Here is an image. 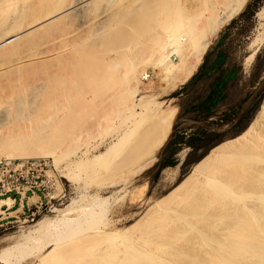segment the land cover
<instances>
[{"label":"rangeland","instance_id":"1","mask_svg":"<svg viewBox=\"0 0 264 264\" xmlns=\"http://www.w3.org/2000/svg\"><path fill=\"white\" fill-rule=\"evenodd\" d=\"M94 1H96V0H94ZM103 1H105L106 4ZM103 1L99 0L98 2H94V4L97 3V4H95V6L96 5L97 6L96 7L94 6V11L96 9L97 12H100V14H97L96 11L94 13V16L97 17L98 20L96 18H94V21L97 20L96 22H94V29L91 30V32L89 34L82 32L81 33L82 37H79L76 34V31L78 30V27H79L76 19L75 18H69V19H66L64 21L58 22V23L52 25L51 27L49 26L50 28H48L46 30L43 29L44 32H43V30H40L38 33L32 34L27 38L24 37L25 39H19V41L17 40L18 36L15 34L9 36L8 39L3 38L4 42L0 40V48L2 47V49H0V54H1L0 58L1 59L8 60L9 58H11V55L15 56V53L25 51L29 47H30L29 49H31V47H32L33 50L39 54H41L43 52V54L41 56H39L36 60H26L23 62L22 65L13 66L11 68H4V69L0 70V98L4 97L3 101L6 100L7 103L10 102L9 104L12 105V109H10L11 111L9 110L10 114H7V116H5L4 118L2 116L0 117V146L2 144L5 146V144L3 142H7V139L9 140L8 135L9 136L12 135V136H10V138H12L11 140H15V141L18 138H19L18 141H20L21 140L20 138H22L21 135L25 136V135H27V134L29 135L31 133H33L34 137L36 138L37 134L34 132L41 128L42 130L40 129V130L36 131L38 133L40 131H42V133L40 132V135L42 134L41 136L47 135L46 138L48 136H49L48 138H51L52 135H48V134L53 133V136H55V137L53 138V136H52V138H51L52 141L57 139V140H55V142L48 140V143L50 141L52 144L53 143H54V145L56 144L55 146L60 144L59 147L61 149L65 148V150L64 149L59 150V148H57V150H56V152L59 151L57 153L59 155L56 154L59 157V164L58 165H56L54 163V158H52V157H49V156H43V157L42 156H37V157L35 156L34 157V156H32L33 158H49V159H51V161L53 163V168H54L53 173L56 176V180H57V190L54 192V194H55V196L64 195L63 199L58 200V201L55 200L54 201L55 205L52 208H47V209H44L43 211H40V212L34 211L35 215H33L32 217H24L19 221V223L11 225V226L7 227L6 229L0 230V252H2L8 246V244L5 243L6 239L19 234L21 231L25 230L27 227L34 225L35 222L40 220V219H43L45 217L55 216V213L53 212L54 209H63V208H66L67 206H71V205L74 206L75 203H76L75 206L77 205L76 208L85 207V206H87L89 208L94 207V199H95L94 195H95V193L98 194V192H99V194L102 195L101 196L102 199L106 202H109L106 206L109 210L107 212L106 217L102 221H100V223H97V222L94 223L93 222V228L92 229H91L92 225L91 226L89 225L90 226L89 232H91V231L94 232V230L98 229V228L99 229H105V228L109 227V228L117 229L121 233L124 232V235L127 234V235H125V239H127L131 243L132 238H133V240H134V238H135V240H137L136 237L139 238L140 236L142 238V235H139V234H142V231H143L144 240L142 239L143 241L141 240V242H139L138 240L137 241H138V243H140L139 244L140 246H141V244H143V242L145 243L144 246L145 245H147V246L144 247L142 245L141 247L140 246L139 247L141 249L144 247L143 250H145L146 253H149V255L152 254L153 257H155L157 255V257H155V258L157 260L160 258L162 261V262H159V264L160 263L165 264L166 262H168V264H193L192 261L194 262V264H196L195 263L196 261H197V263L201 262L200 264H203V263L207 264L208 263L207 259L210 256V255H208L209 252L211 254H213L212 250L214 251V249L211 247L212 245H210V247H209L210 249L206 246V245L209 246V244H206L207 238L214 233L215 234L210 236V237H213V236L217 237L219 235H220V237H222V236H224V234L227 233V231L224 230V226H226L225 225L226 221L224 222V224H223V222H221V226L223 225L222 226L223 229H222V227L219 226L220 225V222L218 220V219H220L219 217H221V214H222L221 218L224 220V216H223L224 214L226 215V214L232 212V209L235 210L236 208H241L242 206L245 205V203L243 202V204H241L242 203L241 201L238 202L239 200L237 201L236 199H240V198H237V196L236 197L233 196V198H235L234 200L236 201L235 204L233 202H231L230 199L233 200V198L231 196H230L231 197L230 199H229V197L227 198V200L229 201V204L227 203L228 205H225V202H220V203H224V204H220V205H218L219 204L218 202H215L213 204V206H215V204L217 203L215 207H213V208L208 207V209H207V212H209V214L212 213L211 217L208 214V217H209L208 218L207 216H205L207 214V212H205L206 213L205 215L203 214L204 213L203 211H205V210H203L204 207L202 208V211H201V208H198V209L195 208V207H199V206L201 207L203 205L205 206L207 204L206 202L205 203H202V202L199 203L200 200L198 198L206 195V193H208V194L210 193L209 190H205L208 185L207 186L204 185V187L206 186V188L204 189V187H203L202 188L203 191H201L199 193L198 192L196 193L195 190L191 191L192 189L195 188L194 187L195 182L189 183L188 186L186 185L187 187H183L181 189L180 188L178 189V184L192 172L193 167L197 164L196 163V164L191 165V166L185 165L186 158H187L189 152L191 151V149L187 146L181 147L178 154L175 157V165L163 169L161 171L160 176L158 177V172L160 169V161H161L162 155L164 154V150L167 147V145L171 139V135L174 132L175 125H177V129H176L175 134H180L184 128H190V132H195L198 129H210V130L222 133L226 137L225 141H228L230 139L237 137V136H233V134H235V132L239 129V127L242 126L241 124H243V125L247 124V128L250 126V124L252 123L253 119L255 118L257 112L259 111V109H260V107L264 101V27L260 26L259 21H258V17L256 14L254 19H252V20H249V21L241 20V21H239L238 24L234 27V29H232L229 32V35L226 38V46L230 47L232 56L235 59L242 62L243 68H244V73H243V76H242L240 82L238 83V85L235 86L231 90L229 100L227 102L223 103L222 105H220L216 109V116L215 117H213L209 121H205V120H202L201 117L195 118V116L189 112H185L184 114H182L180 116L182 103L185 102L187 104L192 98H194L195 100H199L200 98L207 96V93H205L206 92L205 88L200 87V86L198 87L197 84L192 85L190 88H188L185 91H181L178 96H175L174 94L177 91H180L185 84L180 85L176 90H174L170 94L161 97L160 100L171 101L173 105H176L178 107V114H177L173 129L171 131V134L169 136V139L167 140L165 146L161 150V153L158 157V160L153 164V166L150 169L134 176L129 182H127L125 184H121V183H116V182L120 181L121 178H123L122 175H125L124 173H125L126 169H125V166H123L125 164L122 163L123 165H121V162L119 163L120 165L116 164V162L101 164L102 162H99V163L94 165V156L97 154H100L101 152H103L105 150H107V148L113 142V139L117 138L119 133H121L123 128L128 123L127 113L124 111V108L121 107L123 105L122 104L123 100L120 99L121 94L120 95L117 94L116 98L114 97V98H112V100L109 99L108 97L113 94L112 92H114V91L121 92V90H124V88L126 87V85H125L126 81H125V83H123L124 82L123 79L126 77V73H124L125 72L124 69L126 68V72L128 71L127 67L130 68V66H131L130 63L134 62V61H132V60H134V58H132V57H134V55H137L135 60L136 59L140 60V61L142 60L141 62H144V64L147 65L145 67V70H146L147 74L149 75L148 78L143 80L142 85L140 86L139 93H138L139 96L143 97V96H148V95L155 94V93L159 92V90L164 86V82L162 81L161 70L159 69V67H156L157 65H155V63L158 62L157 56L148 57V55L150 54V51H149V53H147L148 52L147 47L158 46L157 44H155V42L150 43V41L152 40L151 37L155 38L156 33H158V32H159L158 34L160 35L161 29H162V33H163V31L169 30V29H167L166 25H168V28H171L173 26V23L175 24L176 21L179 22L180 27L182 26L181 24H184L181 27L182 29L177 27L178 22L175 24V25H177L175 27H177L178 29H181V30H187L188 27L190 29V26L193 24L194 21H195V23H194L195 26L197 24L196 22H199L198 24H201L200 22L203 20V18L205 19L204 15L207 13V11L209 12V10H210L209 7L212 8V10L214 9L213 3H215L216 0H213V1L210 0L212 3H210L209 0H206L207 2L205 0H180L184 5L183 7L180 6L182 9H180V8L177 9V7H178L177 4H175V5L172 4V6H171L170 4L174 3L173 0H170V1L161 0L163 2V4L161 3L160 0H146V1L139 0V1H142L141 2L142 4L140 2H138V0H134L133 3H132V0H103ZM125 1H127V2H125ZM158 1H160V3L163 6H165V8H169L170 6H171V8H173L174 6L175 7L172 10L168 9V11H167V9H165V11H164L165 13H164V12H162V10H164V7L162 5H161L162 7H160V4ZM165 1H166V3H168V5H170L169 7H167L166 4H164ZM251 1L252 0H249L247 5ZM128 2L131 4H129ZM175 2H176V0H175ZM204 2H206V3H204ZM102 3H103V5H102L103 7L101 6ZM135 3H137L138 5ZM150 4L153 6H151ZM211 4H212V6H211ZM23 5L21 2V5H20V7L22 6L21 10L18 7L19 8L18 11L21 12L23 9L22 14L26 18V19L24 18L25 22H26L27 20H29L30 18L33 17V16L31 17L32 10L38 6V3H37V0H33V1L30 0L28 3H26L25 6H23ZM122 5L125 6L126 8H130V6L132 5L133 8L131 7V9H129L130 11L128 12V11H125L128 9H125V7H123ZM128 5H130V6H128ZM157 5H159V6H157ZM106 6H107V8H106ZM206 6H208V7H206ZM246 6H245V8H246ZM263 6H264V1L260 4L258 11ZM27 7H28V9H27ZM111 7L113 10L111 9ZM146 7H148V9ZM1 8L3 9V6L0 5V11L2 12ZM101 8H102V10H101ZM104 8H106V10H108V11H104ZM157 8H159L160 10L162 8L163 9L161 11H159V9H157ZM245 8H244V10H245ZM24 9H25V11H24ZM99 9L101 11H99ZM120 9H121V11H123L122 13L120 12ZM179 9L181 11L183 10V12H185L186 14L188 13L186 15V17H188V15H190V14L193 16V19H192V17L190 19L188 18L189 20L186 18L188 21L194 20L193 22L190 21V25H189L188 21H187V23L185 22L186 24L182 21V19L184 17L182 19H180L179 15H177L178 18L181 20V22L179 21L177 16H176V18L174 17L173 14L176 15V12L179 11ZM212 10H210V12H215V10L217 11V8L215 7V10H213V11ZM18 11L17 12H16V10L9 11V13L3 12L4 13V15H3L4 19H5V14L7 13L6 14L7 19L5 20V23H4V19L1 20L2 18H0V21H2L4 23V25L0 28L1 29L0 33L2 32L1 34H3V32L5 31L4 28H6L7 25L10 24V22H13L12 20L17 15L19 16L21 14V13L18 14ZM102 11H103V13H102ZM142 11H143L144 15H143ZM200 11H201V13H198ZM106 12H108V14ZM3 13L0 14L1 17H2ZM117 13H118V15H117ZM102 14L105 15V17H106L105 19H104V16H102L103 18L98 16V15H102ZM114 14H116V15L114 16ZM169 14H170V18H171V16H173L175 19H178V20H175V22L171 21L172 18H171V20H169V18L166 16V15L169 16ZM180 14H184V13H180ZM200 14H201V16H200ZM239 15H237L235 18H237ZM156 16L158 19L156 20V24H153V23H155ZM99 17L101 18V20ZM149 18L151 19V21ZM152 18H154V19H152ZM102 20H104V21H102ZM20 21L23 22L24 20H20ZM98 21H100V22H98ZM187 24H188V27H187ZM202 24H203V21H202ZM185 25H186V27H184ZM193 25H192V27L195 28V26H193ZM228 25H226L220 31V33L216 36L217 38L216 37L214 38L212 44H214L220 38V36L225 33V30H226ZM158 26L161 27V29ZM164 26H165V28H164ZM152 27H154V28L152 29ZM183 28H185V29H183ZM174 29L176 30V28H174ZM150 30H151V34L153 33L152 31H154L155 34L151 35L149 32ZM80 31H81V29H80ZM5 33H6V31H5ZM136 33L139 37L136 36ZM158 34H157V36H159ZM140 37H142V38L140 39ZM76 39L78 41H76ZM68 40H71L70 43H73V44L76 43L74 46H94L93 52H91V49L88 51L85 48L88 52V54L86 55V58L87 57L88 58L86 61H82L83 64H87L88 62H90L94 58V100L92 99L93 102L91 101L92 102L91 104H90V101H87V102H89V104L87 102H84V99L82 97V95L84 93L83 92L81 94L80 98H78L79 97V95H78V97H77L78 100L76 99L74 101V104H72V103L69 104V102L67 103L66 101H64L65 103L63 105L59 101L60 102L59 105L61 107L65 108V110L67 111V114H70V116H68L67 114L64 115L65 117L62 119V121H60V123L58 122L56 124L57 121H55L54 123L52 121H50L51 120V118H50L51 113L50 112L53 110L52 109L53 103L50 102L51 103V105H50L48 103V101H46V100H48V98H47L48 96L46 94L47 91L44 92L43 89L39 90V89L33 87V85L35 84V83L33 84V82H34V78L36 80V78L38 79L39 77L40 78L46 77L45 73H47L46 72L47 69L44 70L45 69L46 56L44 55V52L46 51L47 46H64L63 44L66 43ZM143 40H144V43H141V42H143ZM11 42H12V44H11ZM8 43H10V44H8ZM5 44H6V47H5ZM3 45H4V48H3ZM12 46H13V48H12ZM41 46H43V48H41ZM134 46H137L138 48L134 47ZM135 48H137V49H135ZM146 48H147V50H146ZM129 49H134V51H136V52L138 51L139 53H140V51H144V52H143V54H142V52H141V54H139V53H136L133 51L135 53V54H133L132 50H129ZM138 49H140V51ZM13 50L15 53L13 52ZM125 50H126V52H125ZM169 51H170L169 54L173 53V52H171V50H169ZM124 52L127 53V57H126V54L124 55ZM128 52H129V55H128ZM5 54H6V56H5ZM138 54L143 55V56L145 55L148 58H146L145 56H144V58H143V56L142 57L140 56L141 57V59H140ZM253 54H255V55L251 59V56ZM93 55H94V57H93ZM8 56H10V57H8ZM257 56L259 57V61L257 62V66H256L255 70L252 71V67L255 63ZM125 57L128 59H132V60L131 61L127 60ZM6 58H8V59H6ZM13 58H15V57H13ZM156 58H157V60H156ZM169 58L171 60L173 59L172 61L175 63L178 62V59H177V57H175L174 54H171V56H169ZM1 59H0V61H4ZM137 60L135 62L141 63L140 61H137ZM135 62H134V64H135ZM126 63H128L130 66ZM141 66L142 67L144 66L143 63H141ZM123 73H124L125 77H123ZM17 75H19L20 77L22 75L20 80L24 81L23 82L24 84L22 83L21 85H25V87L28 85L29 87L27 86L28 88L24 89V90H27L28 93L24 91V92H22V94H24V95L19 94L18 96H16V97L20 96L19 98L21 99V97H22V99L19 100V98H17V102H15V101H11L12 99L7 100L6 95L8 94L9 91L2 90V86L4 84H6V82L8 81L9 78L19 77ZM26 78H28L29 80L28 79L26 80ZM125 80H126V78H125ZM26 83H27V85H26ZM4 87H5V85H4ZM33 88H35V89H33ZM29 90L30 91L32 90L31 93ZM3 91L7 92V93H3ZM39 91H41V92H39ZM26 93L28 94V96H25ZM110 93H112V94H110ZM114 93H116V92H114ZM38 94L40 96H38ZM89 94L91 96L92 93H89ZM45 98H47V99H45ZM106 100H108V102ZM18 101H20V102H18ZM0 102H2V101H0ZM12 102L14 103V105ZM15 103H18V104L15 105ZM20 103L22 105H20ZM48 107H50L49 110H48ZM10 108H11V106H10ZM81 108H82V110H81ZM93 108H94V110H93ZM78 111H80V112H78ZM48 112L50 113V115ZM78 113H80L82 116L84 114L85 115H84V117H81V119H80V114H78ZM92 113H93V116H92ZM86 114L89 117L94 119V127L91 126V127L87 128L86 120L89 117L87 116L88 118H86ZM8 115H9V117H8ZM48 116H49V118H48ZM75 118H77V119H75ZM226 120H229V121L232 120V122L228 123V124H224V121H226ZM79 121H81V123H79ZM82 123H84V124H82ZM71 132L73 135L71 134ZM33 134H31L32 138H34ZM28 135H27L26 139L29 138ZM60 137H62V138H60ZM3 138L6 141L3 140ZM13 138H16V139H13ZM23 138H25V137H23ZM42 138L44 139V137H42ZM46 138H45V140H46ZM71 139H73V140H71ZM45 140H43V141H45ZM37 141L39 142L40 140L39 139L36 140V143H37ZM65 145L67 148L65 147ZM30 146H33V147L30 148ZM34 146H35V144L33 145L32 143H30L28 145V147L32 150H35ZM174 146H173V148H174ZM8 148H3V146L0 147V151H1L0 157L1 158H3V157L7 158L9 154H12V156L16 155V157L15 156L14 157L18 158V159H19V155L22 156L21 154H19L20 151L19 152L16 150L14 151V147H11L9 149ZM30 149H29V151H30ZM65 151H66V153H65ZM24 152H28V151L25 150ZM31 152L35 153L34 151H31ZM181 152H185V157L183 159H181V157H180ZM16 153H18L19 155ZM119 153H121V149H116L113 152V154L115 156H117ZM169 153H170V151H167L166 154H169ZM9 156H11V155H9ZM28 158H30V157H28ZM20 159H22V158L20 157ZM81 162H82V164H81ZM79 164H81V165H79ZM83 168L85 169V172H84ZM71 169H73V170H71ZM66 173L69 175L68 178L64 177V175ZM198 176H196V177H198ZM248 176L250 177V175H248ZM248 176L246 178H249ZM244 177H242V178L240 177V179L238 178L239 180L238 179L233 180L232 183H234V185H232V187L236 186L235 181H237V182L239 181L238 182L239 184L242 181L243 182L245 181V183L247 184V182L245 180L246 178H244ZM242 179H244V180H242ZM196 180H197V178H196ZM240 180H241V182H240ZM101 182L104 183L106 186L111 184V183L112 184L114 183V185L109 186L107 188L100 189L98 185ZM243 182L240 184V187L242 186L247 191L253 189L252 186L248 187V189H247L246 185ZM239 184L236 186V188L234 187V189L231 187L233 192H235L234 190H236L238 193L242 192L243 188H239ZM242 184H244V186ZM210 186H212V185H210ZM240 189H241V191H238ZM245 189H244V191H245ZM210 190H212L211 187H210ZM189 191H191L192 193H195V196H194V194H192L193 200H192V198H190V200L193 203H191L190 200H188L187 203L183 202L184 204L181 202H177V203L174 202V200L179 199V197L183 196V194H185ZM214 191H211V192L214 193L213 195L215 196V198H217V199H218V197L220 198V196L215 195L216 193ZM233 192H232V195H233ZM194 198H195L196 202L194 201ZM197 200H199V201L197 202ZM251 200L249 199V201H248V199H247L246 205L251 206V205L255 204L256 205L255 208L261 214L263 213V215H264V212H263L264 211V206H263L264 202H261L259 200L260 202H258L259 203L258 204L255 200H253L254 203L250 202ZM230 202H231V206H230ZM261 203H263V205H261ZM156 204H157V206H156ZM177 204H178V206L176 207ZM179 204H182V207H179V206H181ZM199 204H201V205H199ZM232 204H233V206H232ZM197 205H199V206H197ZM223 205H225V206H223ZM255 205H253V206H255ZM192 206H195V207H192ZM227 206H230L231 208L228 209ZM234 206H237V207H234ZM168 207H169V209H168ZM225 207H227V208L225 209ZM160 208H162L163 210L165 209V211L167 209H168V211L170 209H172V211H170L171 213H168V211H167L168 215L166 214L164 216V218L170 217L171 219L170 218L169 219L163 218V220H165L166 222L169 221L171 223L168 222V224H167V223H165V221L161 220L162 222L158 221L159 224L156 222L154 224V226L153 225L150 226L149 223H150V220H152L151 216H153L154 210H155L154 215H156L158 212L163 211ZM173 208L175 210V213L173 211ZM210 208H211V210H210ZM196 209H197V212H196ZM212 209H214V210H212ZM158 210H160V211H158ZM198 211L199 212L201 211V212L199 213ZM210 211H213L215 215H213V212H210ZM216 211H217V214H216ZM220 212H221V214H220ZM235 212L236 211H234V213ZM199 215L203 216L204 218L202 219V217H200ZM230 215L233 216L234 214H230ZM230 215H227L229 217V219H230ZM215 216L216 217L218 216L217 219L214 218ZM184 217H185V219H184ZM199 217L203 221L205 219L204 224H202L203 221L201 223V220H199ZM206 217H207V219H206ZM252 217H254L256 219L255 220L254 218H252L254 221L253 222L251 220L252 224L255 223V225H256L257 223H259V221H262L261 224L264 225V223H263L264 219L259 220L261 218L257 217V218H259L257 221V218L255 217V215H253ZM148 218H150V220H148ZM177 218H178V220H177ZM210 218H211V220H210ZM213 218L215 220H213ZM229 219L225 218V220H229ZM196 220L198 222V226H200V224H201L199 229H198V226L196 228L193 225V224L197 225ZM147 221H148V223H147ZM190 221H191V223H190ZM206 221H207V223H206ZM227 223L230 224V221H227ZM172 224H173V226H172ZM186 224H188V225H186ZM189 224H191L192 226L191 225L189 226ZM208 224H209V226H208ZM214 224H215V226H214ZM259 225L260 224H258L256 226H259ZM148 226L151 229L153 228L154 231H153V229L152 230L149 229ZM186 226L187 227L189 226L188 228H191V230H189ZM211 226L212 227L214 226V228H212ZM253 226H254V224H253ZM260 226L257 228H260ZM183 227H185V228L183 229ZM192 227H193V229H192ZM209 227L211 230L209 229ZM158 228H159V230H158ZM195 228L198 231H196ZM202 228H203V230L201 232L200 229H202ZM215 229H216V231H215ZM172 230H173V232H172ZM185 230H187V232ZM220 230H222V231H220ZM199 231H200V233H199ZM260 231L262 232V228H260ZM179 232H182V233H179ZM218 232H219V234H217ZM262 233H263L262 235L264 236V231ZM154 234H156V236L158 234V236L156 237ZM180 234H182V235H180ZM199 234H201L202 237ZM138 235H139V237H138ZM178 235H180L181 237ZM164 236H165V238H164ZM174 237H176L175 239H178L180 237L179 240H177L178 244L176 243V240L174 239ZM146 238L148 241L149 240H151V241L145 242ZM181 238H184V240H181ZM202 238L203 239L205 238L204 240L206 242L203 241ZM157 240H158V242H157ZM189 240H190V242H189ZM200 240H202V241L200 242ZM101 242H102V240H101ZM162 242H163V245H161ZM196 243H198V244L196 245ZM199 243H201V244L204 243L202 245L203 247H201V245ZM132 244H134V241ZM97 245L100 247L99 248L96 246L97 248H99V250L102 249L103 244L101 245V243L100 244L98 243ZM108 245H110V243H106V246H108ZM152 245H153V247H152ZM199 246H200V248H199ZM94 247H95V245H94ZM155 247H157V248H155ZM159 247L162 249H160ZM97 248L94 250H98ZM153 248L155 249V253H154ZM149 250H150V252H147ZM162 251H164V252L162 253ZM193 251H194V253H193ZM94 252H96V251H94ZM205 252H207L206 253L207 256H206ZM184 255H186V256H184ZM177 257H178V259H177ZM160 259H159V261H160ZM180 259H181V261H179ZM174 262H177V263H174ZM0 264H2V263L0 262ZM156 264H157V262H156Z\"/></svg>","mask_w":264,"mask_h":264},{"label":"bare ground","instance_id":"2","mask_svg":"<svg viewBox=\"0 0 264 264\" xmlns=\"http://www.w3.org/2000/svg\"><path fill=\"white\" fill-rule=\"evenodd\" d=\"M29 1L30 0H0V5L3 6V9L1 8L2 12L0 11V14L3 12L9 13V11H14V10H16V12H17L19 10V8L21 10V7H22V6L20 7L21 2H22V5L25 3L23 5V6H25L26 3H28ZM31 1H33V0H31ZM98 1L97 0L96 1H94V0H37L38 6L32 10L31 17L32 16L33 17L30 18L29 20H27L28 22L26 21L27 22L26 23L25 22L26 18L22 14L23 9L21 12L18 11V14L19 13H21V14L19 16L17 15L18 17L16 16L17 18L15 17L14 18L15 20L13 19L12 20L13 22H10V24H8L6 28H4L6 33L4 30H3L4 31L3 34H1L2 32L0 33L1 34L0 40L3 41V38L8 39L9 36L15 34L18 36L17 40L19 41V39H25L32 34L38 33L40 30H43V29L46 30V29L50 28L52 25H54L58 22L64 21L66 19H69V18H75L76 19L78 26H79L78 30L76 29L77 30L76 34L79 37H82V35H81L82 32L89 34L91 32V30L94 29V22H96L98 20L97 17L94 16V13L96 11V9L94 11V6H95V4H97V3L94 4V2H98ZM101 1H103V0H101ZM133 1L134 0H132V3H133ZM142 1L138 0V2H140V3ZM144 1H146V0H144ZM160 1H158V2L160 4V7H162L163 2L161 1V3H162L161 4ZM166 1H170V0H166ZM166 1L164 2V4H166L167 7H169L170 5L172 6V4H174V5L177 4V6H178L177 9L178 8L182 9L181 7L184 6L180 0H176V2H175V0H173L174 3H171V4L169 3L170 5H168V3H166ZM103 2L105 3V1H103ZM125 2H127V1H125ZM206 2H204V3H206ZM248 2H249V0H218V1L216 0L215 3H213V8H214L213 10H215V7H216L217 11L215 10V12H210V10H212V8L209 7L210 13L207 11V13L204 15L205 19L203 18V20H202L203 24H202V21L200 22L201 24H198L199 22H196L197 24L195 26V24H194L195 21L193 20L194 21L193 22L192 20H190L193 22L194 25L193 24L192 25L195 26L196 29L193 28L192 25L190 26V29H189L188 24H187V27H188L187 30H181L182 29L181 27L184 24L180 23L182 25L180 27L179 22L178 21L175 22V20H178L179 18L182 19L183 17H184L183 18L184 20L182 19V21L184 23L185 22L187 23V21L191 17L193 19V16L191 14L188 15V17H186V15L188 13L186 14L185 12H183V10L181 11L179 9L180 12L175 11L176 15L173 14L175 18L177 15H179V18L177 16L178 19H175L173 16H171V18H172V20H171L170 14H169V16L166 15L169 18V20L175 22V24L178 22V26L173 23V26L171 28H168V25H166L167 29H169V30L163 31V33H162L161 27L158 26L161 29L160 30L161 34L159 35L158 34L159 32L156 33V36L154 35L155 38L151 37L152 40L150 41V43L155 42V44H157L158 46H150V47L146 46L148 48V50L146 48V50L148 51L147 53H149V51H150V54L148 55V57L157 56L158 62L156 61L157 63H155V65H157L156 67H159V69L161 70V77H162V81L164 82V86L159 90V92H157L155 94H151V95L143 96V97L139 96L138 93H139V89H140V86L142 85L143 80L149 77V75L147 74V72L145 70V67L147 65L144 64V62H141L142 60L140 61V60L136 59L137 61H140L141 63H143V65H144L143 67L141 66V63L135 62L136 61L135 58L137 57V55H134V57H132V58H134V60L126 58L127 53H125L126 52V50H125V52H124V55L126 54L125 58L127 60L134 61L135 64H134V62H131L130 63L131 66H130L128 63H126L130 66V68L127 67L128 68L127 72H126V68L124 69V71H125L124 73H126V77L123 73V77L126 78V80H125V78L123 79V81H124L123 83H125V81H126V83H125L126 87L124 88V90H121V92L114 91L116 93L112 92L113 94L110 93L112 95L109 94L110 96L108 95L109 97L108 96L107 97L112 100V98H114V97L116 98L117 94H119V95L121 94L120 99L123 100V103H122L123 105L121 107H123L124 111L127 113L128 123L123 128L121 133H119L117 138L113 139V142L110 144V146L107 148V150H105V151L101 152L100 154H97L94 156V165L99 163V162H102L101 164L114 163V162H116V164H118V165H120L119 164L120 162H121V165L125 164V165H123V166H125V169H126V171L124 173L125 175H122L123 178H121L120 181L116 182V183H121V184H125V183L129 182L134 176L150 169L153 166V164L158 160V157L161 153V150L163 149L167 140L169 139V136L171 134V131L173 129V126H174V123H175V120H176V117L178 114V107L176 105H173L171 101L160 100L161 97L170 94L171 92L176 90L180 85L186 84L194 76V74H196V72L199 69L200 65L202 64L204 56H205L206 52L208 51L210 45L212 44L214 38L220 33V31L226 25H228L237 15H239L244 10V8ZM137 3H135V4H137ZM210 3H212V2L210 1ZM129 4H131V3H129ZM102 5H103V3L101 4V6ZM128 6H130V5H128ZM151 6H153V5H151ZM157 6H159V5H157ZM171 6L169 8H165V6H163L164 10H162L163 9L162 8L161 9L162 12H164L165 9H167V11H168V9H171V10L174 9L175 6L173 8H171ZM211 6H212V4H211ZM123 7H125V6H123ZM131 7L133 8L132 5L130 6V8L125 7V9H128L125 11L129 12L130 11L129 9H131ZM206 7H208V6H206ZM106 8H107V6H106ZM106 8H104V11H108V10H106ZM146 8L148 9V7H146ZM27 9H28V7H27ZM111 9H112V7H111ZM157 9H159V8H157ZM101 10H102V8H101ZM101 10L99 9V11H101ZM161 10L159 9V11H161ZM24 11H25V9H24ZM120 12L122 13L123 11H121V9H120ZM102 13H103V11H102ZM106 13L108 14V12H106ZM142 13H143V11H142ZM180 13H184V14H180ZM198 13H201V11ZM6 14H5V19L3 16L4 13L2 14V17L0 15V18H2L1 20L4 19V23H5V20L7 19ZM97 14H100V12H97ZM115 15L116 14H114V16ZM117 15H118V13H117ZM143 15H144V13H143ZM98 16H100L101 18H103L102 16H104V19L106 18L105 15H103V14L98 15ZM157 16L155 19V23H153V24H156V20L158 19ZM200 16H201V14H200ZM257 17H258V21H259L260 26L264 27V6L262 8H260V10L257 12ZM94 18H96L97 20L94 21ZM101 18H100V20H101ZM186 18L187 19L189 18V19L187 20ZM152 19H154V18H152ZM180 19H179V21L181 22ZM20 20H24V21L22 22ZM102 21H104V20H102ZM150 21H151V19H150ZM190 21H188L189 25H190ZM98 22H100V21H98ZM4 23L2 21H0V28L4 25ZM175 26H177L181 29H178ZM184 27H186V25ZM153 28L154 27H152V29ZM164 28H165V26H164ZM172 28L173 29L176 28V30L175 29L173 30ZM80 29H81V31H80ZM183 29H185V28H183ZM151 30L149 31L150 34H151ZM43 32H44V30H43ZM152 32H153L152 34H155L154 31H152ZM157 34L159 36H157ZM136 36H138L137 33H136ZM141 38L142 37H140V39ZM70 41L71 40H68L66 43H64L63 44L64 46H47L46 51L44 52V55L46 56L45 69H44V70L47 69V71H46L47 73H45L46 77L45 78L39 77L38 79L36 78V80L34 78V82H33V84L35 83L33 85V87H35L39 90L43 89L44 92L47 91L46 94L48 96L47 97L48 100H46V101H48V103L50 105H51L50 102H52L54 105V106L52 105L53 110L51 109L52 110L50 112L51 115L48 112L50 115V118H51V120L50 119L49 120L52 121L53 123L55 121H57L56 124L58 122L60 123V121H62V119L65 117L64 115L67 114V111L65 110V108H63L59 105L60 102L63 105L65 103L64 101H66L67 103L69 102V104L70 103L74 104V101L76 99L78 100V98H80V96L83 92L84 93H83L82 97L84 99V102L90 101V104H91L93 102L92 99L94 100V58L90 62H88L87 64H83V62H82V61H86L88 58V57L86 58V55L88 54L87 50L89 51L91 49V52H93L94 46H74L76 43L73 44V43H70ZM76 41H78V40L76 39ZM141 43H144V40ZM8 44H10V43H8ZM11 44H12V42H11ZM5 47H6V44H5ZM134 47H137V46H134ZM3 48H4V45H3ZM12 48H13V46H12ZM29 48L26 50L24 49L25 51H21L22 53L21 52L15 53L13 50V52L15 53V56L11 55V58H9V59L6 58L8 60L0 58L1 60H4V61H0V70H2L4 68H11L13 66L22 65L23 62L26 60H36L39 56H41L43 54V52L41 54L35 52L32 47H31V49H29ZM41 48H43V46H41ZM137 48H135V49H137ZM0 49H2V47ZM168 49L171 50V52H173L171 54H174L175 57H177V59H178L177 63L173 62L172 61L173 59L171 60L169 58V56H171V54H169L170 51ZM129 50H132V52L134 51V49H129ZM138 50L140 51V49H138ZM134 52H136V51H134ZM134 52H133V54H135ZM141 52L143 54L144 51H140V53L137 51L136 53L141 54ZM128 55H129V52H128ZM254 55L255 54H253L251 56V59L254 57ZM5 56H6V54H5ZM140 56L142 57L143 55H139V57ZM144 56H143V58H144ZM8 57H10V56H8ZM13 57H15V58H13ZM93 57H94V55H93ZM141 57H140V59H141ZM145 57L148 58L147 56H145ZM157 58H156V60H157ZM17 76H19V75H17ZM21 77H22V75H21ZM21 77L19 76L16 78H13V77L9 78L8 81L6 82V84H4L5 87H4V85L2 86V90L9 91L8 94L6 95L7 100L12 99L11 101L17 102V98H19L20 96L19 97H16V96H18L19 94H22V92H24V91L28 93V91L24 90V89H27L29 86L27 85V83H26V85L28 87L27 86L25 87V85H21L24 82V81L20 80ZM28 78H26V80ZM35 88H33V89H35ZM4 91H3V93H7ZM31 91H30V93H31ZM39 92H41V91H39ZM89 93H92L91 96ZM26 94H25V96H28V94L27 95ZM22 95H24V94H22ZM78 95H79V97H78ZM38 96H40V95L38 94ZM3 98L2 97L0 98V101H2V102H0V117L2 116L4 118L5 116H7V114H10V111H11L10 109H12V105L9 104L10 102L7 103L6 100L3 101ZM47 98H45V99H47ZM21 99H22V97H21ZM21 99L19 98V100H21ZM106 101L108 102V100H106ZM18 102H20V101H18ZM87 103L89 104V102H87ZM16 104H18V103H15V105ZM13 105H14V103H13ZM20 105H22V104L20 103ZM10 106H11V108H10ZM50 107H48V110ZM81 110H82V108H81ZM93 110H94V108H93ZM78 112H80V111H78ZM93 113H92V116H93ZM78 114H80V113H78ZM87 114H86V118L89 117L88 116L89 114L88 115ZM67 115L70 116V114H67ZM84 115L82 116L80 114V119H81V117H84ZM8 117H9V115H8ZM48 118H49V116H48ZM77 118H75V119H77ZM86 122H87V128L91 127V126L94 127V119L93 118L89 117L86 120ZM79 123H81V121H79ZM82 124H84V123H82ZM40 129H38V130H40ZM38 130H36V131H38ZM36 131L34 133L37 134V135L35 134L37 136L36 137L37 139L34 137V134L31 133V134H33L34 138L31 137V134H29V135L27 134L29 136V138H27V139H26L27 135H25V136L21 135L22 138H20L21 139L20 141H18L19 136L17 137L18 139L15 141V140H11L12 138H10V136H12V135L9 136L7 134L9 140L7 139V142H3L6 147L2 143H1L2 145L0 147H2V146H3V148H8L9 146H10L9 148L14 147V151L15 150L18 152L20 151L19 154L22 155V156H20L18 153H16L19 155V159H20V157L22 159H28V157L31 158L32 156H34V157L35 156L36 157L37 156H42V157L43 156H49V157L54 158V163L56 165H58L59 164V157L57 155H59V154H57V153L59 151L56 152V150H57V148H59V150L61 149L59 147L60 144L57 145L58 146L57 147V146H55L56 144L54 145V143L52 144L50 141L48 143V140L52 141L51 138L53 136V133L48 134V135H52V136H51V138H48L49 137L48 136L47 137L48 139H47L46 138L47 135L46 136H41L42 134L40 135V132L42 133V131H40L39 133ZM71 134H72V132H71ZM23 137H25V138H23ZM40 137L41 138L44 137V139L43 138L41 139ZM54 137L55 136H53V138ZM45 138H46V140H45ZM60 138H62V137H60ZM13 139H16V138H13ZM35 139L36 140L39 139L40 141L39 142L37 141V143H36ZM73 139H71V140H73ZM3 140H5V139L3 138ZM43 140H45V141H43ZM55 140H57V139H55ZM55 140L52 142H55ZM30 143H32L33 145L35 144V146H34L35 150L30 149L33 146H30V148L28 147V145ZM65 147H66V145H65ZM28 148L30 149V151ZM62 149L65 150V148H62ZM116 149H121V153H119L117 156H115L113 154V152ZM25 150L28 152H24ZM31 151H34L35 153H33ZM65 153H66V151H65ZM9 155H11V156H9ZM9 155H8V157L6 156L7 158L3 157L4 159L0 157V160H17L18 159V158H15L16 155H14L15 157L12 156V154H9ZM180 157H181V159H183L185 157V152H181ZM82 162H81V164H82ZM81 164H79V165H81ZM73 169H71V170H73ZM84 172H85V169H84ZM248 175H250V177ZM196 176H198V177H196ZM247 176L250 179L246 178ZM64 177L68 178L69 175L66 173L64 175ZM240 177L246 178L245 180H246L248 185L245 183V181L244 182L242 181V182L246 185L247 189H248V187L252 186L254 190L252 189V190L247 191L242 186L240 187V184L242 183L240 180L241 183L239 184L238 183L239 181L238 182L235 181V183H236L235 185L237 186L239 184V188H243L242 192L238 193L236 190H234L236 193L233 192L231 187H232V185H234V183H232V182H233V180H237L238 178L240 179ZM196 178H197V180H196ZM242 180H244V179H242ZM189 183H194L195 188L193 187L194 189H192L191 191L195 190L196 193L203 191L202 188L204 187V185H206V186L208 185L207 186L208 189L206 188V186L204 187V189L206 188L205 190H209L212 195L210 193L209 194L206 193V195L198 198L200 201L197 200V202L199 201V203L200 202H202V203L206 202L207 203L205 205L206 207L204 205L200 207L199 205H201L202 203L197 205L199 207L192 206V207H195L197 209L201 208V211H202V208L204 207L203 210H205V211H203L204 213L202 212L204 215L206 214L205 212H207L208 207L213 208L216 206L217 203L215 204V206H213V204L215 202H218L219 203L218 205L224 204V203H220V202H225V205H228L229 204V201L227 200L228 197L230 199L231 197L233 198V196L234 197L237 196V198H240V199H236L237 201L239 200L238 202L241 201L242 202L241 204H243V202L245 203V205L242 206L241 208H236L235 210L232 209V212H230L231 211L230 210L229 211L230 213H228L226 215L224 214L223 215L224 220L221 218L222 214L220 212L221 217H219L220 219H218L220 222L219 226H221V222H223V224H224V222L226 221L225 222L226 226H224V230L227 231V233L224 234V236H222L223 238L220 237V235L219 236L216 235L218 238L215 236L210 237V236L214 235L215 233L212 235L209 234L210 236L208 237L204 233L208 237V238L206 237L207 238L206 244H209V246L206 244L205 245L208 248L210 247V245H212L211 247L214 249V251L212 250L213 254H211L210 252L208 254L210 256L207 259V261H208L207 264H264V236L262 235L263 234L262 232L264 231V228H263L264 225L261 224L262 221H259V223L256 224V225L260 224L262 226L261 227L259 225L260 228H262V232H261L260 228H257L259 226H256L255 223H253L254 226L252 224V221H253L252 218H254V217H252L253 215H255L256 218L257 217L261 218V219L257 218V221H258V219L259 220L264 219V215H263V213L261 214L255 208L256 207L255 204H253L255 206L246 205L247 199H248V201H249V199L250 200L252 199L250 202H253V200H255L257 203L260 201L264 202V101H263L259 111L257 112L255 118L253 119L252 123L250 124V126L243 133L238 135L237 137L230 139L228 141H225V142L217 145L216 147H214L200 162H198L193 167L192 172L178 184V189L179 188L181 189L183 187H187L189 185ZM244 184H242V185L244 186ZM113 185H114V183L113 184L111 183V184L106 186L104 183L101 182L98 186L100 189H103V188H107V187L113 186ZM210 185H212V186H210ZM209 186L211 187L212 190H210ZM236 186H234V187L236 188ZM234 187H232V188L234 189ZM244 189H245V191H244ZM191 191L183 194V196L179 197V199H177V200H174V202L175 203H177V202H181V203L186 202L187 203L188 200H190V198L193 197L192 194H194V196H195V193H192ZM211 191H214L216 193L215 195L220 196L221 199L219 197H218V199L215 198V196L213 195L214 193ZM238 191H241V189ZM232 192H233V195H232ZM94 196H95L94 207H92V208H89L87 206L76 208L77 205L75 206V204H76L75 203L74 204L75 207L71 205V206H67L66 208H63V209H54L53 212L55 213V216L45 217L43 219H40V220L36 221L34 225L27 227L25 230L21 231L19 234L6 239L5 243L8 244V246L2 252H0V262L2 264H156V262H157V264H159V262H162L160 258H159L160 261H159V259L157 260L155 258V257H157V255L156 256L154 255L155 257H153L152 254L149 255V253H146L145 250H143V248L147 246V245L144 246V244H145L144 242H143V244H141V246L143 245L144 247L142 249L140 248L141 246L139 245L140 243H138V241L141 242L142 239L144 240L143 231H142V234H139V235H142V238H141V236L139 237V235H138L139 238L136 237V239L138 241L135 240V238H134V240L132 238L131 243L127 239H125V235H127V234L124 235V232L121 233L117 229H113V228H109V227L105 228V229H99L98 228V229H95L94 232L93 231L89 232L90 231L89 227L91 225H92L91 229L93 228V222L94 223H96V222L100 223V221H102L106 217L107 212L109 210L106 207L109 202L104 201L101 197L102 195L99 194V192H98V194L95 193ZM234 199L235 198H233V200L232 199H230V200H231V202H233L235 204L236 201ZM192 200H193V198H192ZM194 201H195V198H194ZM7 202L10 203V200ZM231 202H230V206H231ZM3 203L4 202L0 201V205ZM191 203H193V202L191 201ZM179 205H181L179 207H182V204H179ZM225 205H223V206H225ZM261 205H263V203H261ZM156 206H157V204H156ZM177 206H178V204L176 205V207ZM230 206H227L228 209L231 208ZM232 206H233V204H232ZM227 207H225V209ZM234 207H237V206H234ZM211 208H210V210H211ZM160 209L163 210L162 208H160ZM168 209H169V207H168ZM168 209L166 211H165V209L163 211L158 210L160 212H158L156 215H154L155 214V210H154V212H153L154 214H153V216H151L152 220H150V218H148V220H150V223H149L150 226H152V225L154 226V224L156 222L158 223V221H160V222L165 221V220H163L164 216L166 214L168 215V213H171L170 211H172V209H170L169 211H168ZM197 209H196V212H197ZM212 210H214V209H212ZM167 211H168V213H167ZM173 211L175 213L174 208H173ZM234 211H236V212L238 211V212L234 213ZM210 212H213V211H210ZM208 214H209V212H207V214L205 216L208 217ZM211 214H209L210 217H211ZM216 214H217V211H216ZM230 214H234V215L232 216ZM213 215H215L214 212H213ZM227 215H230V219ZM199 216L202 217V219L204 218L201 215H199ZM200 217H199V220H201ZM207 217H206V219H207ZM217 217L215 216L214 218L217 219ZM166 218H168V217H165L164 219H166ZM214 218H213V220H215ZM225 218L229 219V220H225ZM184 219H185V217H184ZM177 220H178V218H177ZM210 220H211V218H210ZM202 221L203 220H201V223H202ZM204 221H205V219H204ZM204 221L202 224L205 223ZM227 221H230V224L227 223ZM168 222L169 221H167V222L165 221V223H167V224H168ZM196 222H197V220H196ZM147 223H148V221H147ZM169 223H171V222H169ZM190 223H191V221H190ZM206 223H207V221H206ZM263 223H264V221H263ZM173 224H172V226H173ZM186 225H188V224H186ZM190 225L191 224H189V226ZM193 225H194V227L197 228L198 222H197V225H195V224H193ZM200 226H201V224H200ZM200 226H198V229ZM208 226H209V224H208ZM214 226H215V224H214ZM214 226L213 227L211 226V227L214 228ZM159 228H158V230H159ZM184 228L185 227H183V229ZM196 228H195V230H196ZM149 229H151V228L149 227ZM188 229L191 230V228H188ZM192 229H193V227H192ZM209 229H210V227H209ZM222 229H223V227H222ZM202 230H203V228L200 229L201 232H202ZM153 231H154V229H153ZM185 231L187 232V230H185ZM196 231H198V230H196ZM200 231H199V233H200ZM215 231H216V229H215ZM220 231H222V230H220ZM172 232H173V230H172ZM182 232H179V233H182ZM201 234H199V235L201 236ZM217 234H219V232ZM154 235L156 236V234H154ZM180 235H182V234H180ZM180 235H178V236H180ZM157 236H158V234H157ZM164 238H165V236H164ZM175 238L176 237H174V239ZM179 238L175 239L177 244H178L177 240H179ZM204 239L202 238L203 241H205ZM101 240H102V242H101ZM181 240H184V238H181ZM202 240H200V242ZM133 241H134V244H132ZM147 241L148 240L146 238L145 242H147ZM149 241H151V240H149ZM97 242L99 244L101 243V245L103 244L102 249L99 250L100 247L97 245L98 244ZM157 242H158V240H157ZM189 242H190V240H189ZM106 243H110V245L106 246ZM197 244L198 243H196V245ZM199 244L201 245V247H203L202 245L204 243H202V244L199 243ZM94 245H95V247H94ZM161 245H163V242ZM96 246L99 248H97ZM152 247H153V245H152ZM96 248L98 250H94ZM155 248H157V247H155ZM199 248H200V246H199ZM160 249H162V248H160ZM153 250L155 253L154 248H153ZM94 251H96V252H94ZM164 251H162V253ZM147 252H150V250ZM193 253H194V251H193ZM206 253L207 252H205V254ZM184 256H186V255H184ZM206 256H207V254H206ZM177 259H178V257H177ZM179 261H181V259ZM174 263H177V262H174ZM192 263L194 264L193 261H192ZM195 263L200 264L201 262L197 263V261H196ZM160 264H162V263H160ZM165 264H168V262H166Z\"/></svg>","mask_w":264,"mask_h":264},{"label":"trees","instance_id":"3","mask_svg":"<svg viewBox=\"0 0 264 264\" xmlns=\"http://www.w3.org/2000/svg\"><path fill=\"white\" fill-rule=\"evenodd\" d=\"M263 1L252 0L245 10L231 21L225 33L209 47L196 74L180 91L174 94L178 96L181 91L187 90L194 84L205 88V93H207V96L199 100L192 98L187 104L182 103L180 116L189 112L195 118L201 117L202 120L209 121L216 116V109L229 100L231 90L238 85L243 76L244 68L242 62L232 56L230 47L226 46V38L239 21L254 19ZM258 61L259 57L257 56L252 71L255 70ZM231 122L232 120H226L224 124ZM241 125L233 136H238L247 129V124ZM176 129L177 125H175L171 139L162 155L158 177L163 169L175 165V157L181 147L187 146L191 149L185 161L186 166H191L200 162L214 147L226 139L222 133L210 129H198L195 132H190V128H184L180 134H175ZM167 151L170 153L166 154Z\"/></svg>","mask_w":264,"mask_h":264},{"label":"built area","instance_id":"4","mask_svg":"<svg viewBox=\"0 0 264 264\" xmlns=\"http://www.w3.org/2000/svg\"><path fill=\"white\" fill-rule=\"evenodd\" d=\"M49 158H28L17 160H0V199L22 200L28 195L40 196L43 202L34 205L40 212L52 208L54 201L63 199L64 195L55 196L57 180ZM35 215V212L30 216Z\"/></svg>","mask_w":264,"mask_h":264},{"label":"crops","instance_id":"5","mask_svg":"<svg viewBox=\"0 0 264 264\" xmlns=\"http://www.w3.org/2000/svg\"><path fill=\"white\" fill-rule=\"evenodd\" d=\"M1 202H4L0 205V230L6 229L7 227L19 223V221L24 217H30L34 211V205L36 203L43 202L42 197L28 195L27 198L22 200L10 199L8 198L0 199Z\"/></svg>","mask_w":264,"mask_h":264}]
</instances>
